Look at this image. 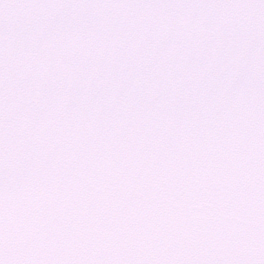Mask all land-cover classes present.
<instances>
[{"label":"snow or ice","instance_id":"snow-or-ice-1","mask_svg":"<svg viewBox=\"0 0 264 264\" xmlns=\"http://www.w3.org/2000/svg\"><path fill=\"white\" fill-rule=\"evenodd\" d=\"M0 264H264V0H0Z\"/></svg>","mask_w":264,"mask_h":264}]
</instances>
